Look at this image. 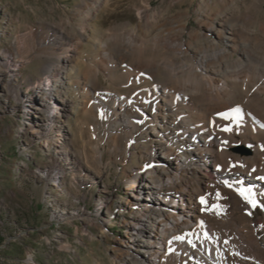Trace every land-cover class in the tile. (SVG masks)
<instances>
[{"label": "rangeland", "instance_id": "rangeland-1", "mask_svg": "<svg viewBox=\"0 0 264 264\" xmlns=\"http://www.w3.org/2000/svg\"><path fill=\"white\" fill-rule=\"evenodd\" d=\"M93 1L0 0L2 264L131 262L125 253L127 249L135 250L127 229L132 222L131 213L139 209L140 214H145L154 202L143 192L131 196L127 177L145 165L144 157L157 161L166 157L161 158V151L151 146V129L143 120L126 121L122 116L114 117L108 109L92 105L93 95L98 94L101 104L117 106L114 96L128 91L123 82L126 69L132 65L129 60L109 72L100 69L97 78L84 71L101 59V51L104 45H111L113 33L130 31L150 48L158 46L159 37L172 36L188 45V53H203L199 50L203 40L197 33H208L207 22L223 14L234 24L250 25L254 31L251 43L264 42V0H100L99 7L91 9L86 18V9L94 5ZM144 7L150 13L147 28L137 16V10ZM202 7L206 12H199ZM180 25L185 28L181 30ZM210 38H216L215 34ZM60 46L69 50L77 64L71 76L69 67L61 73L65 83L62 90L69 100L68 115L64 123L36 129L40 115L26 105L48 103L34 86L39 79L47 82V63L63 55L57 49ZM204 50L205 54L211 53L210 48ZM186 61L177 65L183 66ZM165 78L156 71V75L148 76L147 83L165 84ZM136 88L133 86L132 92ZM153 109L152 102L145 107L148 117ZM155 123L161 124L158 120ZM171 138L174 148L181 153L186 151ZM240 148L250 150L242 143L229 150L238 155L252 154ZM187 155L190 162L199 161L198 153ZM205 187L202 183L203 196ZM259 197L262 203L251 210V218L262 217L264 221V194L260 192ZM208 199L214 205L205 214L212 225L219 221L218 203L214 195ZM186 217L196 223L191 213ZM186 232V227H181L177 234ZM217 232L226 235L222 227H217ZM257 234L264 240V228L258 229ZM137 236L141 234L138 232ZM237 244L242 246L239 241ZM181 248L178 241L172 244L163 253L168 256L163 264H189L192 259L180 255Z\"/></svg>", "mask_w": 264, "mask_h": 264}, {"label": "bare ground", "instance_id": "bare-ground-1", "mask_svg": "<svg viewBox=\"0 0 264 264\" xmlns=\"http://www.w3.org/2000/svg\"><path fill=\"white\" fill-rule=\"evenodd\" d=\"M93 3L86 9V18L91 9L99 7L100 0ZM203 11L206 12L204 7L199 8V12ZM149 14L147 7L137 10L139 23L146 28ZM206 27L208 33H197L203 40L199 46L203 53H188V45L172 36L159 37L158 46L150 48L130 31L113 33L111 45H104L101 51V59L84 70L97 78L100 69L109 72L124 60L130 61L132 65L126 69L123 82L128 91L114 96L117 106L101 104L98 94L93 95L92 105L108 109L114 117L122 116L126 121L143 120L151 129V146L161 151V158L166 157L160 161L144 157L145 165L127 177L131 196L143 192L154 202L145 214H140L139 209L131 213L127 229L135 250H125L130 256L129 264H163L168 257L163 253L177 241L182 244L180 255L192 259L189 264H264V240L257 234L264 228V221L262 217L251 218V210L262 203L259 193L264 194V42L251 43L254 31L250 25L234 24L223 14L207 22ZM184 28L182 25L181 30ZM212 34L216 38H210ZM209 48L211 53L205 54L204 49ZM57 49L63 55L47 63V82L39 79L34 86L48 103L26 105L40 115L36 129L64 123L68 115L69 100L62 90L65 83L61 73L69 67L71 76L77 64L68 49ZM183 60L188 63L177 65ZM156 71L166 77L165 84L147 83L148 76L156 75ZM135 85L136 91L132 92ZM150 102L154 109L148 117L145 107ZM237 106L241 110L239 119L221 115ZM155 120L161 124L156 125ZM169 136L186 151L174 148ZM238 143L246 145L252 154H233L229 148ZM190 152L193 156L198 153L199 161L190 162ZM202 183L206 186L205 196ZM240 190L250 195L255 207L240 195ZM211 195L217 197L219 221L209 225L205 213L213 208L208 199ZM190 213L196 223L186 217ZM244 220L247 222L243 224ZM181 227H186V234H177ZM217 227H222L226 235H220Z\"/></svg>", "mask_w": 264, "mask_h": 264}, {"label": "snow or ice", "instance_id": "snow-or-ice-1", "mask_svg": "<svg viewBox=\"0 0 264 264\" xmlns=\"http://www.w3.org/2000/svg\"><path fill=\"white\" fill-rule=\"evenodd\" d=\"M240 108L237 106L235 108H232L228 111V113H221V115L225 116V118H228V116H232L234 120L239 119L240 114ZM264 127V125H262ZM228 130V129H225ZM240 195L250 204H252L253 207L256 206L255 202L250 198V195H246L244 190H240ZM201 201L204 202V198L201 197Z\"/></svg>", "mask_w": 264, "mask_h": 264}, {"label": "water", "instance_id": "water-1", "mask_svg": "<svg viewBox=\"0 0 264 264\" xmlns=\"http://www.w3.org/2000/svg\"><path fill=\"white\" fill-rule=\"evenodd\" d=\"M243 152H245V153H250V150H248V149H245V148H240Z\"/></svg>", "mask_w": 264, "mask_h": 264}, {"label": "trees", "instance_id": "trees-1", "mask_svg": "<svg viewBox=\"0 0 264 264\" xmlns=\"http://www.w3.org/2000/svg\"><path fill=\"white\" fill-rule=\"evenodd\" d=\"M0 264H2V263H0Z\"/></svg>", "mask_w": 264, "mask_h": 264}]
</instances>
